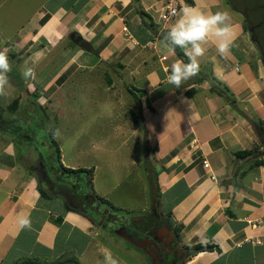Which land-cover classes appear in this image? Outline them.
<instances>
[{"label":"crops","instance_id":"obj_1","mask_svg":"<svg viewBox=\"0 0 264 264\" xmlns=\"http://www.w3.org/2000/svg\"><path fill=\"white\" fill-rule=\"evenodd\" d=\"M175 2L178 13L185 6L205 13L228 12L236 34L227 59L210 44L200 58V73L180 88L166 79L171 65L183 61L164 41L177 19H162L166 0H0V28L26 32L13 44L18 46V59L27 56L32 63L54 56L48 66H57L55 75L47 79L43 75L36 86L47 100L78 73L91 69L108 76L113 98L117 81L122 80L133 107L129 115L134 134L128 139L140 133L145 149L143 170L134 180L147 207L136 216H146L158 206L178 231L183 247H218L185 264H264V166L253 167L254 158L237 156L260 142L256 131L264 125V58L245 29L244 13L230 0ZM78 36L91 44L90 53L75 43ZM2 39L0 33V44ZM191 88L196 93L188 97ZM223 89L226 94H218ZM14 128L7 133L11 138H5L7 134L0 138V264L26 260H33L26 264H102L105 251L124 264L108 247L116 236L111 229L114 222L102 234L84 210L71 207L58 194H41L35 173L20 168L22 157L14 149L19 144L18 127ZM48 147L49 160L59 169L50 143ZM61 159L65 168L90 169L66 165ZM92 168L93 191L119 210L131 209L126 194L130 184L117 179L114 165ZM149 180L155 184L148 196ZM98 207L96 214L114 219L109 207ZM21 213L30 218V228L19 227ZM130 249L120 246L121 253Z\"/></svg>","mask_w":264,"mask_h":264},{"label":"rangeland","instance_id":"obj_2","mask_svg":"<svg viewBox=\"0 0 264 264\" xmlns=\"http://www.w3.org/2000/svg\"><path fill=\"white\" fill-rule=\"evenodd\" d=\"M234 6H236V10L239 11L240 9V12L248 15L250 27H261L258 34H261L260 37L263 41L264 32L261 33V31L264 28V4L262 0H235ZM5 17V15H2V18ZM4 30L0 28V33L3 36L0 51L7 50L12 64V72H16L17 75L14 77L11 72L8 74L9 85L6 88V95L0 96V115L3 117L0 118V123L1 120H3L2 123L14 122L18 127L16 132L25 134L26 138L23 140L26 142L22 143L20 139H17L16 141L19 144L14 148L17 156L22 157L19 163L20 168L27 167L31 171V165L38 163L41 160L38 159L41 155L43 157L48 155L49 139L54 138L61 150V161H64L66 165L78 168H92L99 165L101 169L106 168L107 165L109 167L114 165L117 179L130 184L128 185L130 189L126 194L129 196L128 200L130 199L127 207H131L128 210L118 209V211H113L114 219L123 223L130 217H137L136 215H138L140 209L147 207V204L144 205L141 201V199L145 201L144 197L137 195L136 190H139L136 188L134 180V177L139 176L138 173L143 170L145 149L143 136L140 133L138 138L136 136L131 140L128 139V136L134 134L133 123L129 115L130 108L133 107L128 104L131 96L126 91L122 80H119L121 83L117 81L115 98H113L114 94L108 88L111 84L107 78L108 76L101 75L100 70L91 69L85 71V73H78L69 84L64 86L61 92L59 91L47 100L48 95L36 86L41 84L43 75L46 76V79L55 75L57 66L52 69H50L51 66H48L49 58L54 56L51 55L39 62L33 60L32 63H30V60L27 61V56L18 59L15 54L18 46L14 47L13 44L16 43V37L22 36L26 32L5 28ZM262 45L264 47V41ZM36 49L38 50L39 47H36ZM62 49L63 45L57 47V54ZM260 53L264 57V50H261ZM25 67L34 68V79L25 80L22 77V71ZM111 80L114 79L111 78ZM25 90L26 93H24ZM17 99H19V106L16 112H13L10 107ZM36 100H38L40 108L33 109L32 112L33 105L28 104V101L33 102ZM5 128L3 126L0 129V138L1 134L8 133ZM57 129L59 134L53 135ZM11 137L9 134L5 138ZM27 140H30V142H27ZM260 144L258 142L257 147H260ZM261 150L263 151V148ZM130 170L132 174L128 176V173H131ZM151 170L153 171V169ZM104 171L100 172L103 173ZM133 174L136 175L132 176ZM99 176H102V174ZM154 184L149 180L145 186V192L148 196ZM154 190L155 188H153ZM84 209L91 216L99 219L94 210ZM165 210H167L166 207ZM96 227L102 234L104 233L99 226ZM111 238L108 247L118 252V255L125 260L124 264H152L149 256L137 249L128 247V243L116 236ZM120 246L131 248V251L123 250L121 253Z\"/></svg>","mask_w":264,"mask_h":264},{"label":"flooded vegetation","instance_id":"obj_3","mask_svg":"<svg viewBox=\"0 0 264 264\" xmlns=\"http://www.w3.org/2000/svg\"><path fill=\"white\" fill-rule=\"evenodd\" d=\"M247 16H245V19L248 21ZM249 30L252 39L258 44L260 51L264 50V47L262 45L264 40L262 41L260 37L261 34H258V30L260 31L261 27H250L249 25ZM262 32H264V28L261 33ZM11 74L14 77H16L17 75L16 72L12 71ZM24 93H26V90ZM27 94L30 95L29 92H27ZM28 104L33 105L32 112L33 109L36 110L40 108L38 100L33 102L28 101ZM0 118L2 119L3 117H1L0 115ZM1 121L3 122V120ZM2 122L0 123V127H6L5 129L8 133L11 131H15L14 127H17V125H15L14 122ZM18 135L19 134L17 132L16 137H18ZM21 138L25 139L26 137L25 135H23L21 136ZM41 158L44 159H39L40 161L31 165V168L37 176L39 184L45 191L58 194L66 203H68L73 208H80L84 211V208L99 211V207L95 208L93 205H91V197L89 195V190L83 176L64 174L56 168L53 162H50L48 155ZM98 216L99 219H96L93 216H91V218L94 221L95 225L99 226L100 229L107 228V225H109V223L114 222L115 227L111 228L113 231L122 226H125L132 230H135L139 234L140 238L155 240L157 246L150 243L144 246L146 248L145 250H143L145 254L150 257L152 264H185L187 261L186 259L189 257L188 248H185L180 244L177 233L169 223L167 216L159 210L158 206H153L151 212L146 216H142L140 218L130 217L126 222L123 223L111 217H106L104 216V214H100Z\"/></svg>","mask_w":264,"mask_h":264},{"label":"clouds","instance_id":"obj_4","mask_svg":"<svg viewBox=\"0 0 264 264\" xmlns=\"http://www.w3.org/2000/svg\"><path fill=\"white\" fill-rule=\"evenodd\" d=\"M235 39V30L228 12L205 13L195 7H183L164 37V41L172 51L176 48L181 49L188 62L178 60L171 65V70L166 77L168 83L180 88L183 82L198 75L200 58L206 54L210 44L215 45L219 56L227 59ZM11 71L12 64L7 50L0 51V96L6 95V88L9 85L8 74ZM22 77L25 80L34 79V68L25 67ZM58 134L57 129L53 135ZM17 222L21 229L31 227L30 218L22 213L19 214ZM102 264H119V261L110 251H105Z\"/></svg>","mask_w":264,"mask_h":264},{"label":"trees","instance_id":"obj_5","mask_svg":"<svg viewBox=\"0 0 264 264\" xmlns=\"http://www.w3.org/2000/svg\"><path fill=\"white\" fill-rule=\"evenodd\" d=\"M231 3L234 5L235 4V0H230ZM263 4H264V0H262ZM236 7V6H235ZM239 11H241L239 9ZM244 12V11H243ZM245 16H247L246 13H244ZM245 29L248 30L249 29V23L248 21L245 19ZM245 30V31H246ZM175 52L176 54L185 62L187 63L188 60H187V57L184 55L183 51L179 48H176L175 49ZM200 73V72H199ZM223 91V92H222ZM222 91L218 92V94L222 95L223 93L226 94V91L223 89ZM196 93V89L194 88H191L188 90V92L186 93L188 97H193ZM226 100L227 102L229 103H232L234 104V101L230 98V96H226ZM19 106V99H17L16 101H14V103L12 104V106L10 107V109L13 111V112H16V110L18 109L17 107ZM132 117H133V120H134V124L135 126L138 125V122H137V119L134 115V113H132ZM259 127L261 128V130H263L264 132V127L262 124H259ZM18 137L16 138V140L20 139L23 142V139L21 138V136L24 135V133H18ZM50 140V146H51V149L53 150V154H54V158H55V161L58 163L59 165V170L64 173V174H68V175H81L84 177V181L86 182L87 184V187H88V190H89V195L91 197V204L93 203V205H95L96 207L100 206V205H105L107 207H109L112 211H118L117 208H115L114 206L111 205V203L98 196L94 191H93V188H92V183H93V175H94V170L93 168H90V169H70V168H65L61 162H60V159H61V152H60V148L57 144V142L54 140V138L52 139H49ZM262 149V144H260V147H257L255 146L253 149L251 150H246V151H243V152H238L237 153V156L240 157V158H248V157H252L254 158V162L252 164L253 167H260V166H264V154H263V151L261 150ZM41 189V194L44 196V197H49L48 195V192L45 191L44 189L40 188ZM95 207V208H96ZM176 231V230H175ZM177 235H178V231H177ZM188 250H189V257L188 259H190L191 257H194L196 256L197 254L199 253H202V252H209V251H214V250H217L218 251V247L217 246H213V245H210V244H196V245H193L191 247H188ZM187 259V260H188ZM33 260H26V261H23L22 263H19V264H26L28 262H32ZM59 262L61 261H57V262H54L52 264H58ZM76 262V261H75ZM77 263V262H76ZM78 264V263H77Z\"/></svg>","mask_w":264,"mask_h":264},{"label":"water","instance_id":"obj_6","mask_svg":"<svg viewBox=\"0 0 264 264\" xmlns=\"http://www.w3.org/2000/svg\"><path fill=\"white\" fill-rule=\"evenodd\" d=\"M75 43L78 44V45H80L86 52H89L90 53L92 51L91 44L89 42L83 40V38L81 36L76 37ZM256 132H257L259 141L262 144L263 154H264V132H263V130H261L260 127L257 129ZM114 233L116 234V236H118V237L126 240L132 246H134L136 248H139L142 251L145 250V248H146L144 246H146V245H148L150 243H152L155 246H157V243L155 242V240H153V239H146V238H140L139 237V234L135 230H132V229H130L128 227H125V226H122V227H120L118 229H115L114 230Z\"/></svg>","mask_w":264,"mask_h":264},{"label":"built area","instance_id":"obj_7","mask_svg":"<svg viewBox=\"0 0 264 264\" xmlns=\"http://www.w3.org/2000/svg\"><path fill=\"white\" fill-rule=\"evenodd\" d=\"M166 1H167V7H166V11L162 14V19L168 21L171 18L176 17L178 15L179 10L175 2L176 0H166ZM124 30H126V28ZM204 167L209 168V163L205 161Z\"/></svg>","mask_w":264,"mask_h":264}]
</instances>
